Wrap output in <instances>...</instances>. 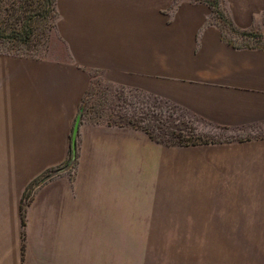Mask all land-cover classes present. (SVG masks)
Wrapping results in <instances>:
<instances>
[{"label": "crops", "instance_id": "crops-1", "mask_svg": "<svg viewBox=\"0 0 264 264\" xmlns=\"http://www.w3.org/2000/svg\"><path fill=\"white\" fill-rule=\"evenodd\" d=\"M55 6L65 55L0 51V264H155L132 234L159 232L199 234L171 264H264V48L223 39L203 2ZM223 7L237 29L264 27V0ZM92 70L255 133L165 146L139 129L82 120L73 174L34 189L22 249L24 190L68 160Z\"/></svg>", "mask_w": 264, "mask_h": 264}, {"label": "rangeland", "instance_id": "rangeland-1", "mask_svg": "<svg viewBox=\"0 0 264 264\" xmlns=\"http://www.w3.org/2000/svg\"><path fill=\"white\" fill-rule=\"evenodd\" d=\"M189 1L199 2L198 0ZM207 1L211 2L212 0ZM28 2L33 4V0H29ZM39 2L43 5L42 0H39ZM217 2L219 11L228 18L223 7V0H217ZM18 4L19 0H0V29L7 34L11 29L6 25L11 24L19 33L16 38L13 36L11 40L0 38V50L6 53L24 56H52L54 58H61L62 54L65 55V47L56 33L55 20L50 21L48 17H35L29 22L30 30L26 34L23 29L26 18L23 13L16 10ZM11 6H13L14 11L10 10ZM32 7H34V5H32ZM17 18L19 19L17 20ZM210 21L220 26L225 39L236 45L264 47L263 26H254L246 30L238 29V33L233 32L229 30L228 25L218 17L214 10H211ZM241 31L261 35L242 36L239 33ZM23 39H25V41H23ZM90 82L88 95L86 99H84L82 105V112L85 119L112 122L118 121L120 117L132 118V116L142 117L147 115L150 119H147L145 122L152 123V119L155 117L166 118L173 114L172 111L166 110V104L163 103L162 100L158 99V101L151 95L138 89L114 85L106 81L103 76L95 70L90 72ZM160 103L162 107L159 108ZM160 111L161 113L159 114ZM175 117L176 116H173V118ZM183 119L190 121V124L195 128L196 134L204 140L242 138L255 133L253 128H225L214 126L191 114H185ZM63 168L62 169L67 175L72 176L74 163L64 164ZM132 235L134 242L140 241L143 244H149L148 258L154 261L155 264H171L172 258L176 253L178 254V252H180L181 255H188L189 242L193 240L195 243V241L198 242L199 240V234L188 233L159 232L133 233Z\"/></svg>", "mask_w": 264, "mask_h": 264}, {"label": "trees", "instance_id": "trees-1", "mask_svg": "<svg viewBox=\"0 0 264 264\" xmlns=\"http://www.w3.org/2000/svg\"><path fill=\"white\" fill-rule=\"evenodd\" d=\"M28 1L29 0H19V4L16 7V10H18L20 13H23L24 17L26 18L25 23L23 24V29L26 32V34L30 30V23L29 22L33 18H35V17H39V18L48 17L50 19V21L51 20L53 21L56 19V17H57V11H56V6H55L56 0H42L43 5H42V3L39 2V0H33V4L28 2ZM198 1L199 2L202 1L203 3H206L210 7V9L212 11L214 10V12L217 13L218 17L220 19H222V21L228 25L229 30L238 33V29L236 27H234V25L232 24L230 19L226 18L224 16V14L221 11H219L217 0H212L211 2H208L207 0H198ZM26 2H28V3H26ZM12 4H14V3H12ZM32 5H34V7H32ZM10 10L14 11L13 6L10 7ZM18 19L19 18H17V20ZM6 26L10 27L11 30L7 34H5L4 31H2V29H0V38L5 39V40H11L13 38V36H15V38H16L19 33L15 30V28L13 26H11V24H8ZM239 33L242 36H250V35L260 36L261 35V34H250L247 31H241ZM222 36H223V39H225L223 33H222ZM20 39H21V37H20ZM23 41H25V39H23ZM227 41L232 43L229 40H227ZM232 44H234V43H232ZM234 45H236V44H234ZM236 46L237 47H248V46H239V45H236ZM256 48H264V47H256ZM0 51H2V50H0ZM16 55H18V54H16ZM89 87H90V84H89V86H88V88H87V90H86V92H85V94L81 100L79 111H78V114H77L76 119L74 121L72 133L70 136L69 157H68V160L64 164H73L74 163V165H75V161H76V140H77V135H78V125L82 120H86V121H90V122H94V123L102 122V123L118 125V126H128V127H132L135 129H139V130L145 132L155 142L163 144L165 146H188V145H192V144H196V143L204 141V140H202V138L199 135L196 134L195 128L193 127L192 124H190V121L183 119L185 114H191V113L187 112L185 109H183L182 107H180L176 104H173L167 100H164L162 98H158V97L153 96V95H151V96L154 99L162 100L163 103L166 104L165 105L166 110L172 111L173 114L169 115L166 118L155 117L152 119V121H153L152 123H146L145 122L147 119L148 120L150 119L147 115H144L142 117L132 116V118L120 117L118 121H112V122L111 121H96V120L92 121L90 119H85L84 114L82 112V105H83L84 99H86V97L88 95ZM160 107H162L161 103H160L159 108ZM160 113H161V111L159 112V114ZM191 115H193V114H191ZM173 116H176V117L173 118ZM63 165L44 171L42 174H40L39 176L32 179L28 183V185L26 186V189L24 190V193L22 196V203H21L22 249H23V241H24L26 206L31 199V195H32L34 189L38 185H40L42 182L46 181L47 179L51 178L54 175V173L63 170L64 169Z\"/></svg>", "mask_w": 264, "mask_h": 264}]
</instances>
